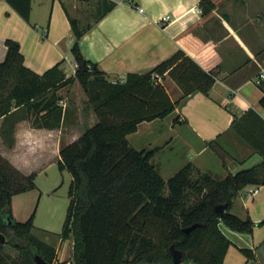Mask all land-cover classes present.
I'll list each match as a JSON object with an SVG mask.
<instances>
[{"label":"crops","instance_id":"obj_1","mask_svg":"<svg viewBox=\"0 0 264 264\" xmlns=\"http://www.w3.org/2000/svg\"><path fill=\"white\" fill-rule=\"evenodd\" d=\"M200 1L31 0L26 21L0 0V62L6 56L5 40L11 38L20 43L25 66L36 73L60 63L64 72L73 69L67 77L73 75L70 18L81 28L89 27L79 39L81 51L109 81H122L131 72L144 74L182 50L215 77L208 94L198 89L184 94L168 73L155 78L177 101L176 107L165 117L139 123L127 140L136 149L158 148L152 163L164 179L187 163L216 179L255 167L262 183L248 186H259V192L248 197L246 186L232 205L233 213L245 218L242 209L264 207V109L258 104L264 94V0H210L214 6L208 13H203ZM166 15L170 18L163 23ZM64 111L55 128L32 126L21 107L0 117V153L25 175L44 168L45 161L36 166L28 161L30 156L38 161L43 152L52 151L59 160L61 148L97 122L87 102L75 100V106ZM181 152L195 155L179 157ZM219 226L239 250L253 251L254 257L248 259L252 264H264L257 252L264 239L222 222ZM45 242L56 249L53 264L72 262L71 238L59 237L56 245Z\"/></svg>","mask_w":264,"mask_h":264},{"label":"trees","instance_id":"obj_2","mask_svg":"<svg viewBox=\"0 0 264 264\" xmlns=\"http://www.w3.org/2000/svg\"><path fill=\"white\" fill-rule=\"evenodd\" d=\"M5 1L29 21L31 0ZM199 4L203 13L214 6L210 0ZM70 23L76 69L68 77L60 63L36 73L25 66L20 43L5 40L6 56L0 62V117L21 107L31 117L32 126L55 128L65 114L59 103L61 87L78 80L88 96L97 122L63 146L57 162L59 169L71 175L61 233L63 239H72L71 264H175L172 244L181 250L182 262L224 264L232 242L219 223L252 233L256 224L264 222L255 223L231 212L234 198L244 187L262 183L256 168L230 172L222 179L202 173L193 181L195 169L187 163L164 179L152 163L158 148L136 149L127 140L139 123L165 117L176 107L177 101L156 82L155 74L168 73L184 94L195 89L208 94L215 77L179 49L144 74L131 72L122 81H109L81 51L79 39L89 27L81 28L75 18ZM258 104L264 109V94ZM35 186L34 172L23 174L0 153V232L6 236L0 242V264H37L36 253L54 262L55 247L33 233L35 211L24 222L11 213L12 196ZM189 191L198 199L186 206ZM217 205H224V211L218 212ZM6 245L19 251L18 258L4 251ZM240 251L248 259L254 257L249 248Z\"/></svg>","mask_w":264,"mask_h":264},{"label":"rangeland","instance_id":"obj_3","mask_svg":"<svg viewBox=\"0 0 264 264\" xmlns=\"http://www.w3.org/2000/svg\"><path fill=\"white\" fill-rule=\"evenodd\" d=\"M36 9H38L35 6ZM46 30V26L44 27ZM68 58H72L71 53H67ZM73 69H70L65 74L71 73ZM59 94L62 99L59 103L63 109L70 106H75V100L77 103H88V96L85 93L83 87L79 82L74 81L72 84H67L59 89ZM23 115L25 111L23 110ZM149 149V148H148ZM184 153L181 152L179 157H183ZM195 155L193 152L187 153V158ZM38 161L35 157H28V161H35L34 165L41 166L45 161L44 168L38 169L35 172V188L29 189L17 194H14L11 198V213L17 220L24 222L35 211L33 220V233L42 240L48 241L56 245L63 230L64 221L67 214V208L69 205L68 189L71 181V175L68 170H61L58 167V160L55 157L54 152H43ZM199 173L193 171L191 179L194 181L199 177ZM165 194L168 193V189H164ZM244 199L247 196L244 194ZM198 199V195L193 191H189V195L185 199V205L190 206L194 201ZM236 211L235 208L231 209V212ZM245 218L249 217L255 223L264 221V207L261 206L258 210H252V207L241 210ZM248 212V215H247ZM258 218L259 220H254ZM250 236H254L255 239H264V222L262 224H256ZM258 244V243H257ZM4 251L9 253L12 258H18L19 251L13 249L11 246L6 245ZM258 255L264 258V242L257 249ZM180 264H196L192 261H183ZM224 264H252V260H248L246 255L242 253L238 247L231 244L224 259Z\"/></svg>","mask_w":264,"mask_h":264},{"label":"water","instance_id":"obj_4","mask_svg":"<svg viewBox=\"0 0 264 264\" xmlns=\"http://www.w3.org/2000/svg\"><path fill=\"white\" fill-rule=\"evenodd\" d=\"M216 209L218 212H223L225 209L224 205H217ZM190 228L186 229V231H188ZM6 241V236L0 232V242L4 243ZM171 252H172V258L175 264L181 263L182 262V252L181 250L177 249L175 247V244H172L171 247ZM35 261L37 262V264H51L49 262H47L41 255L39 254H35L34 255Z\"/></svg>","mask_w":264,"mask_h":264},{"label":"built area","instance_id":"obj_5","mask_svg":"<svg viewBox=\"0 0 264 264\" xmlns=\"http://www.w3.org/2000/svg\"><path fill=\"white\" fill-rule=\"evenodd\" d=\"M137 8H138V10L140 12L143 11V8L141 6H137ZM169 18H170L169 15L163 16L162 19H161V21L164 23ZM154 76L156 78H160V75L159 74H155ZM261 76H264V74L261 73ZM259 189H260L259 186H248L247 187V190H246V194H247L248 197H252V196L256 195L259 192ZM69 264H71V263H69Z\"/></svg>","mask_w":264,"mask_h":264}]
</instances>
